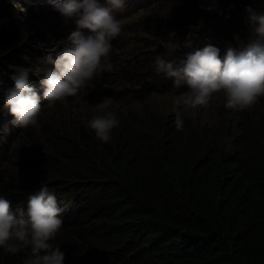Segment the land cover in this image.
<instances>
[{
	"label": "trees",
	"instance_id": "obj_1",
	"mask_svg": "<svg viewBox=\"0 0 264 264\" xmlns=\"http://www.w3.org/2000/svg\"><path fill=\"white\" fill-rule=\"evenodd\" d=\"M217 2L208 13L209 38L221 31L254 36L249 10L264 14V0ZM43 3L0 0V122L19 139L0 184H19L15 188L25 187L28 195L47 185L57 202H68L52 241L65 254L63 264H264V102L233 112L231 120L199 122L184 115L183 131L176 130L173 113L145 103L140 112L126 106L113 112L120 123L108 143L87 127L95 114L89 108L64 107L38 127L17 131L4 98L14 87L12 77L46 54L41 43L49 37L20 11H47ZM123 32L111 42L110 57L124 52L116 45ZM124 60L98 75L90 93L106 94V76L113 86L149 69L153 78L165 76L154 73L152 57ZM144 86L154 89L152 80ZM133 93L140 102L141 94ZM25 258L0 249V264H23Z\"/></svg>",
	"mask_w": 264,
	"mask_h": 264
},
{
	"label": "clouds",
	"instance_id": "obj_2",
	"mask_svg": "<svg viewBox=\"0 0 264 264\" xmlns=\"http://www.w3.org/2000/svg\"><path fill=\"white\" fill-rule=\"evenodd\" d=\"M53 7L64 18H73L75 29L67 36L55 55L48 54L45 63L51 65L40 77L42 95L29 82L28 70H20L12 77L4 105L19 128L38 127L42 110L41 99L49 107L64 103L90 86L103 71L111 70L108 58L112 41L121 35L123 24L116 13L123 12L128 0H52ZM206 10H212L208 8ZM250 11V24L256 39L243 50L229 48L223 59L219 49L207 45L189 53L180 66L156 55L153 67L167 77L174 78V87L181 82L187 90L177 95L171 112L177 131L184 130V114L190 110L206 109L213 97L222 93L223 107L233 112L253 108L264 99V14ZM174 45L169 44L167 55ZM119 90V89H117ZM107 101L99 103L95 114L87 122L95 137L108 143L120 121ZM64 209L58 205L55 193L47 185L27 200V208H11V203L0 195V249L5 254H25L23 264H63L65 254L52 243L62 228Z\"/></svg>",
	"mask_w": 264,
	"mask_h": 264
},
{
	"label": "rangeland",
	"instance_id": "obj_3",
	"mask_svg": "<svg viewBox=\"0 0 264 264\" xmlns=\"http://www.w3.org/2000/svg\"><path fill=\"white\" fill-rule=\"evenodd\" d=\"M181 1V4H177L175 0H128L126 9L121 13H116L124 29L116 45L122 47L124 52L121 55L109 56L108 62L114 64L121 61L120 63L123 64L124 59L129 57L131 59L152 57L150 65L153 66L156 55L163 54L165 60L173 62L174 67H176L180 66L181 61L186 59L187 54L201 50L209 44L219 49V56L223 59L229 48L240 51L256 39L255 35L243 38L238 35L234 36V34L228 36L226 32L222 31L209 38L208 36L212 35V31L209 30L210 25L208 24L213 23L209 22V10L206 9L218 7L216 5L217 0ZM43 6L48 7L47 11L41 9L42 13L36 8H32L31 15L30 13L27 14L23 8L20 11L23 17L24 15L27 16L25 21L31 28L35 26L34 28L49 36L46 42L41 43L42 48L47 45V48H44L46 54L36 59V66L33 64L27 65L29 82L41 95L40 77L46 68L51 67V65L45 63V57L50 53L55 55L53 51L60 48L61 44H66L67 36L75 29L74 19H66L61 16L54 9L52 0H44ZM130 6L131 10L127 12ZM215 30H219V27H215ZM234 32L232 31V33ZM169 44L175 46L171 55L166 54ZM122 66L125 67L126 65ZM149 70L145 71L142 77L132 78L119 86L111 84L109 81L110 76L104 77V80H101V87L107 89L106 94L101 91L90 93V89L87 87L81 90L77 96L68 97L64 103L57 102L52 107H49L47 102L41 99L42 110L38 124L44 123L53 113L62 111L64 107H73L74 111L77 112L80 108H89L94 112L96 106L104 101L109 103V107L104 110L106 112L121 110L126 106L140 112L141 104L145 103L149 108L164 113H172L171 108L175 97L187 90V84L181 82L179 88H176L174 87V78L167 77L164 73L165 76L161 75L159 78H153L152 71ZM154 73L159 75L161 72L154 70ZM150 80L154 83V89L148 92L144 83ZM131 89H135L141 94L140 102L136 100L134 93L130 94ZM120 93L127 95L124 94L123 96ZM260 101L264 102V99ZM223 103V94L218 93L213 97L208 108L190 110L185 112L184 115L199 122H211L217 117L224 120L233 119V111L224 109ZM0 123L3 132V138L0 137L2 139V145L0 146V177L2 178L5 176L7 168L11 166L10 162L15 158V154L11 150L18 145L19 139H14L16 132L15 130L10 131L12 128L7 122ZM22 129L16 128L17 131ZM24 149L25 147L20 145V151L23 152ZM8 184L13 186L0 184V195H3L11 204L17 201L18 203H27L30 195L24 193L26 188L21 187L18 189L15 187H20L19 184L14 185L10 182ZM58 202L60 206L62 205L61 207L68 206L67 201L59 199Z\"/></svg>",
	"mask_w": 264,
	"mask_h": 264
}]
</instances>
